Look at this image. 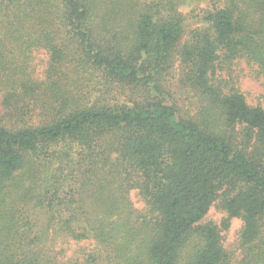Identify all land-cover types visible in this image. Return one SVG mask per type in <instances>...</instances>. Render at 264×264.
<instances>
[{"label": "trees", "instance_id": "obj_1", "mask_svg": "<svg viewBox=\"0 0 264 264\" xmlns=\"http://www.w3.org/2000/svg\"><path fill=\"white\" fill-rule=\"evenodd\" d=\"M183 1L0 0V264H229L234 217L235 264H264V108L215 75L240 58L264 77V0ZM176 59L192 117L167 90ZM216 200L220 227L201 222ZM70 240L96 247L67 258Z\"/></svg>", "mask_w": 264, "mask_h": 264}, {"label": "rangeland", "instance_id": "obj_2", "mask_svg": "<svg viewBox=\"0 0 264 264\" xmlns=\"http://www.w3.org/2000/svg\"><path fill=\"white\" fill-rule=\"evenodd\" d=\"M180 9L190 16V12L199 13L201 9L209 7L205 0H184L179 6ZM185 28V35L183 40L186 39L187 33L191 28L201 25V22L194 17H190ZM49 60V55L44 49H38L32 55V68L33 74L42 77ZM180 66L178 59L174 61L172 69L168 73L166 86L171 95L173 103L176 105L178 114L182 117H192L195 115L198 107L204 100L200 97L199 93L191 87L183 86L180 81ZM216 79L222 84L225 91L231 88L237 89L241 92L249 105H259L264 108V77L257 74L256 67L250 65L244 59H235L232 62H218L216 66ZM99 94L98 92L96 93ZM100 94H104V89ZM114 90H111L105 97L108 99L118 98ZM122 101L125 99V92L121 91L119 96ZM130 199L134 207L138 210L145 209V202L139 195L137 190H132ZM227 216L225 210L219 207V201L216 200L210 207L208 213L202 219V223H213L220 227L221 221ZM242 228V220L240 218H232L227 229L221 231L222 243L225 250L230 255V263L235 264L240 258L239 248V235ZM65 250V257L67 258H80L84 253L89 252L95 248V243L92 240L87 241H68L63 243Z\"/></svg>", "mask_w": 264, "mask_h": 264}]
</instances>
